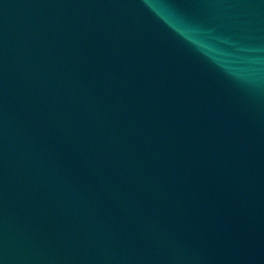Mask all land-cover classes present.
I'll list each match as a JSON object with an SVG mask.
<instances>
[{"label":"water","instance_id":"obj_1","mask_svg":"<svg viewBox=\"0 0 264 264\" xmlns=\"http://www.w3.org/2000/svg\"><path fill=\"white\" fill-rule=\"evenodd\" d=\"M0 264H264V0H0Z\"/></svg>","mask_w":264,"mask_h":264}]
</instances>
